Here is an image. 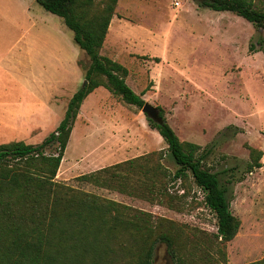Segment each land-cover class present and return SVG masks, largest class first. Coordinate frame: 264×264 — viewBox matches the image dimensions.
I'll return each instance as SVG.
<instances>
[{
	"label": "rangeland",
	"instance_id": "obj_1",
	"mask_svg": "<svg viewBox=\"0 0 264 264\" xmlns=\"http://www.w3.org/2000/svg\"><path fill=\"white\" fill-rule=\"evenodd\" d=\"M203 1L118 0L100 55L128 71L126 84L162 111L180 142L211 148L202 165L227 189L240 221L235 238L220 252L216 218L202 191L190 176H163L177 169L163 139L141 109L104 88L84 100L55 181L128 207V218L160 223L185 264H250L264 259V53L249 52L257 37L251 24L201 7ZM247 1L264 11V0ZM89 65L60 18L34 0H0V102L44 104L53 95L52 111L16 135L0 137V144L35 146L53 133ZM251 150L262 152V166L249 173ZM130 161L139 165H122L113 177V187L127 180L128 192L76 180ZM155 166L162 170L152 177L154 192L143 196L140 185ZM253 252L260 253L250 258ZM153 264H174L163 245Z\"/></svg>",
	"mask_w": 264,
	"mask_h": 264
},
{
	"label": "trees",
	"instance_id": "obj_2",
	"mask_svg": "<svg viewBox=\"0 0 264 264\" xmlns=\"http://www.w3.org/2000/svg\"><path fill=\"white\" fill-rule=\"evenodd\" d=\"M34 1L62 20L90 65L84 75L86 84L72 95L53 133L35 146L23 142L0 144V264H153L159 245L164 246L174 264H185L173 238L160 232L165 228L160 223L136 215L128 218V207L55 181L73 124L84 100L95 89L102 87L138 109L145 104L126 84L128 71L100 55L118 0ZM200 6L214 12L234 13L251 24L257 37L249 52L264 53L263 10L253 9L247 0H205ZM157 111L154 119L146 116L147 121L163 139L177 167L172 175L166 171L162 174L171 181L188 176L193 179L203 193L205 206L216 218L214 238L221 252V246L237 235L240 221L230 210L227 189L221 185L219 175L202 165L211 148L180 142L162 111ZM250 156L249 173L261 168L262 152L251 150ZM148 158L151 157L144 160ZM125 164L134 169L136 162L103 168L76 180L110 191L117 188L128 192L126 179L125 188L113 187L114 171ZM156 170L162 168L155 166L145 173L146 179L140 185L142 195L150 189L154 192L152 177ZM250 264H264V259Z\"/></svg>",
	"mask_w": 264,
	"mask_h": 264
},
{
	"label": "crops",
	"instance_id": "obj_3",
	"mask_svg": "<svg viewBox=\"0 0 264 264\" xmlns=\"http://www.w3.org/2000/svg\"><path fill=\"white\" fill-rule=\"evenodd\" d=\"M100 89H102V87L95 90ZM52 96L53 95L51 94L44 104H39L36 99H34V102L31 105L22 104L20 102H0V137L16 135L22 128L29 127L36 123L38 116L42 117L43 113L47 114V112L52 111L49 105ZM9 142L12 141H7L5 143ZM259 253L260 252L251 253L250 258L256 257Z\"/></svg>",
	"mask_w": 264,
	"mask_h": 264
},
{
	"label": "water",
	"instance_id": "obj_4",
	"mask_svg": "<svg viewBox=\"0 0 264 264\" xmlns=\"http://www.w3.org/2000/svg\"><path fill=\"white\" fill-rule=\"evenodd\" d=\"M86 82L84 81L83 85H85ZM142 113L149 117L150 119H154L156 115L158 114L157 110L151 107L149 104L145 103L143 108L141 109Z\"/></svg>",
	"mask_w": 264,
	"mask_h": 264
},
{
	"label": "built area",
	"instance_id": "obj_5",
	"mask_svg": "<svg viewBox=\"0 0 264 264\" xmlns=\"http://www.w3.org/2000/svg\"><path fill=\"white\" fill-rule=\"evenodd\" d=\"M175 6H179L178 3L175 2Z\"/></svg>",
	"mask_w": 264,
	"mask_h": 264
}]
</instances>
